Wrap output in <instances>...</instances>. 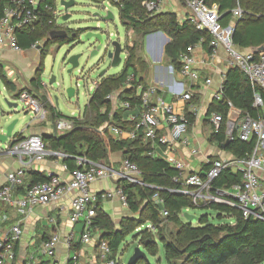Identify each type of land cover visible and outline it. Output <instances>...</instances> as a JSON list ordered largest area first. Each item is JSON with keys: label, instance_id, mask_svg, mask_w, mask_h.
<instances>
[{"label": "built area", "instance_id": "obj_1", "mask_svg": "<svg viewBox=\"0 0 264 264\" xmlns=\"http://www.w3.org/2000/svg\"><path fill=\"white\" fill-rule=\"evenodd\" d=\"M62 1L12 0L4 9L0 18V53L7 48L16 53L23 52L17 37L18 30L30 29L34 32L38 28L48 25H53V30L65 29V27L60 28L57 26V20L60 18L62 20L66 14L70 13V9L65 11ZM65 1L69 2L71 0ZM128 1L100 0L97 3L118 8L121 20L124 23L122 10ZM180 1L187 4L188 13L185 20L193 24L198 31L207 32L211 35L212 39L208 45L209 50L204 47L205 39L202 38L198 44L190 46L180 54L179 68L175 65L166 67L164 75L169 78L168 81L154 80V85L148 86L146 89L142 85L137 87L135 84L137 81L136 76L130 74L119 90L107 96V100L112 107L110 119H113L114 115L122 111V121L135 124L134 129L126 130L116 124L106 123L100 129V132H106L110 138L117 141L123 139L135 140L139 135L150 141L153 148L150 155L166 160L180 172L175 181L186 187L181 193L191 195L193 203L197 207H200V204L205 206L220 204L240 210L244 219L253 217L264 221V98L260 93H255L254 107L262 109L263 113L259 118H253L249 114H243L233 108L231 102L225 100L224 94L226 76L231 69L240 70L248 77L254 88L264 91V47L263 50L244 51L235 45L233 35L236 24L244 15V11L240 7L233 11L234 22L227 27H223L221 24L222 14L218 5L210 6L205 0ZM167 3L168 0H146L142 3V7L145 9L147 17L152 18L167 12ZM104 9L106 16L112 13L107 7H104ZM112 14L114 15V13ZM128 31H130V35H135L134 29L130 28ZM164 36L165 34L162 31L151 32L148 36L151 39L155 38L150 43V48H148L155 62L160 57L163 61L166 47L163 45ZM118 43L121 46V53L124 49L127 52V61L129 48L134 46V41L124 48L120 42ZM39 44V42L35 43L32 48L37 49ZM199 47L207 50L208 56L204 59H199L196 55V50ZM221 51L225 55V67L221 71L219 82L215 85L214 79L207 76L206 70L213 61L218 60ZM100 83L101 80L94 82L90 90L92 94L89 95V104L82 115L58 118L51 122L50 132L29 134L21 139L15 135L12 141L5 145V148H2L3 151L17 159L19 168L8 175L6 183L0 188V203L4 206H17L23 210L32 211L34 208L49 206L68 199L70 222L74 225L80 223L84 225L81 236L83 245H90L95 239L93 225L98 215V205L105 201L117 199L128 206L125 190L122 184H119L127 181L143 185L141 181L143 177L138 165L130 159H123L120 171H116L105 163H94L86 158H77V165L80 169L70 171L67 165H64V170L70 172V179L50 175L48 181L30 184L27 183V175L28 170L32 169L37 163L55 156L60 157V159L67 157L62 152L50 150L44 140V135L47 133L58 136L73 131L76 122L85 119L87 110H90V100L98 90ZM200 85L205 87L215 85L216 90L213 93L212 100L218 103L226 102L231 106L230 110L232 112L230 111L226 120L227 141L231 142L237 139L248 143L254 142L255 146L252 153L244 158L235 157L232 160L222 159L213 163L210 162L209 164L212 166L209 171L192 172L184 175L186 166L185 162L177 156L178 147L190 148L191 155H197L199 149L195 146L192 147L187 137L191 121L186 116L185 111L176 110L174 104L168 102L165 96L170 95L189 103L194 98L192 88ZM41 87L46 88L47 85L41 82ZM135 89V94L129 95L130 98L127 99L126 94ZM17 100L19 105L21 103L38 122L51 121L49 119V108L38 92L25 90ZM192 112L195 115L196 111ZM101 113H105V109H102ZM210 120L214 134H218L225 123L223 114L219 111H213ZM226 168H230L234 172H240L242 174V184L233 186L230 189L214 188V181ZM111 180H116L119 184L113 189L93 191L92 186L94 184ZM19 188L24 189V195L21 198L16 197V190ZM189 188L192 190L190 191ZM153 201L161 207L162 216L164 218L168 217L169 212L164 208V200L159 193L153 196ZM23 234L22 224L17 222L5 238H0V264H13L16 261L15 245L20 242ZM61 241L60 234L55 233L41 245L39 251L43 257L50 259L49 264H58L54 259ZM64 243L71 248L75 243V236L73 234L68 236L65 238ZM97 251L99 261L102 264L117 263L116 260L111 258L112 251L108 241L98 240ZM82 256L81 251H76L73 253L71 260L74 264H97L94 260L83 262ZM26 264H36L35 257L32 256Z\"/></svg>", "mask_w": 264, "mask_h": 264}, {"label": "trees", "instance_id": "obj_2", "mask_svg": "<svg viewBox=\"0 0 264 264\" xmlns=\"http://www.w3.org/2000/svg\"><path fill=\"white\" fill-rule=\"evenodd\" d=\"M99 2L100 0H91ZM146 0H129L122 10V19L124 25L130 30H135V40L138 36H146L148 33L162 31L171 39L165 47V56L170 65L180 67V54L185 52L190 46H194L205 39L204 47L209 50L208 45L211 41V35L207 32L198 31L193 24L185 21L180 24L177 17L170 12H165L148 18L142 3ZM12 0H0V18L4 9ZM210 5H218L222 14L221 24L227 27L235 20L233 11L240 7L244 11L243 17L237 21L233 41L241 50L261 49L264 47V0H205ZM53 25L38 28L34 32L30 29L17 31L19 45L23 50H29L35 43L45 41L42 47L43 65L52 41L49 40V34L53 30ZM86 32L85 29L77 31ZM76 37V38H77ZM75 38L68 37L62 40V43L73 41ZM129 48V57L125 64L122 74L117 76L103 77L98 90L90 100V110L86 112V117L82 121H77L75 129L63 135L45 134L44 140L47 147L53 151H59L67 155L63 159L70 171L80 169L77 165V158H86L94 163L108 164L112 154L120 152L123 159H130L138 165L144 179L143 185L121 182L127 195L128 205L134 214L139 218H124L117 227L110 216L104 211L101 205L97 207V217L94 222V229L99 231L98 240H106L110 243L112 251L111 258L116 260L118 252L125 239L133 234L145 223L151 222L157 230L156 237H148L142 240V246L151 251L152 256L158 255L157 240L162 243L166 264H264V221L250 217L244 219L241 211L220 204L203 205L200 207L209 208L218 212L219 220L225 216L234 218V223H212L209 217L202 216L199 225L194 226L181 219L189 209H195L197 206L193 203V197L183 194L181 191L186 189L175 179L179 177L180 172L173 168L166 160L153 157L151 154L152 143L140 136L135 140L123 139L117 141L108 136L106 132H100V129L106 123H113L126 130H132L135 127L133 123L122 121L123 112L113 116L111 103L107 96L120 89L130 74L137 78L136 85L148 88L146 75L150 69V63L142 56V47L137 43ZM43 70V69H42ZM41 70V71H42ZM36 80L30 82V87L34 92H39L41 86V77L36 75ZM5 89L10 93H16V85L4 79ZM28 90L27 87L16 93L18 98L20 94ZM16 91V92H15ZM135 90L126 94L129 99ZM260 93L264 98V91L254 88L248 77L238 69L228 71L225 84V100L231 102L232 107L241 111L243 114H249L253 118H259L263 113L262 109L254 107L255 93ZM200 97L194 95L189 104L196 105ZM44 101V100H43ZM45 102V101H44ZM46 104V102H45ZM48 107V106H47ZM105 109V113L101 110ZM231 106L226 102H213L210 112L219 111L225 118V123L218 134H213V140L218 142L219 146L228 143L226 139V120L230 114ZM51 122L63 116L56 107L50 106ZM186 116L191 121V126L195 123V115L189 109L185 111ZM191 128V127H190ZM23 134L17 135L21 139ZM254 142L248 143L235 139L228 143L225 150L236 158H244L252 153ZM213 163V161H212ZM211 164L205 165L203 171H209ZM53 175V174H51ZM49 176L42 173H32L30 184L48 181ZM242 184V174L234 172L230 168L224 169L220 176L214 181L216 189H230L233 186ZM191 191L192 189L189 188ZM159 193L164 200V208L169 212V216L164 218L161 214V207L153 201V196ZM173 223L178 230L176 232L169 229V224ZM18 243L15 245V254L17 261ZM13 264H16L17 262ZM43 262L41 264H49ZM69 264H74L70 259ZM136 264H152L148 259H140Z\"/></svg>", "mask_w": 264, "mask_h": 264}, {"label": "rangeland", "instance_id": "obj_3", "mask_svg": "<svg viewBox=\"0 0 264 264\" xmlns=\"http://www.w3.org/2000/svg\"><path fill=\"white\" fill-rule=\"evenodd\" d=\"M76 5L70 9V14L72 15L69 21L64 23L61 18L57 20V26L63 28L65 26L69 27L72 30H82V29H91L96 32H100L103 37V46L99 51V54L91 57L92 51L97 49L101 44L100 41L92 39L90 42L85 41V33H79L78 37L73 41H67L62 43L61 41L52 42L50 44L48 54L45 58L43 65V55L42 48L34 49L33 52H36V55L39 56V62L36 67V75L39 74L41 77V82L46 84L47 87L39 86V95H42L43 100L46 102L48 108L54 106L57 110L65 117H73L85 112L86 106L89 104V95L94 82H99L101 80V73L106 71V76H117L123 73L125 69V63L127 58V52L124 51L121 53L122 62L118 66L112 65V60L108 56L110 50H114L112 43L118 41L121 43L123 48L134 41L135 35H130V31L123 24L119 9L107 4L101 5V3H96L91 0H74ZM104 7H107L115 15L114 20L105 21L102 18L106 16V11ZM167 13H173L180 24H183L186 20V14L188 13L187 4L184 1L174 0V3H167ZM98 14V16H95ZM167 35L166 33H164ZM148 33L146 36L140 35L136 38L135 43L139 47H142L141 54L142 56L150 63L149 72L146 75V82L149 86L154 85V69L152 67H167L170 65L167 57L164 55L163 61H154L153 56L149 53L150 43L153 39L149 38ZM112 43H111V42ZM45 41H41L38 45L44 48ZM162 44V40L160 39ZM109 47V48H107ZM74 54H83V57L80 59V67L75 69L71 74L68 72L71 66L66 65L65 58L68 55V58ZM21 55L27 59V67L30 66L32 56L30 55V50H24ZM7 64H2L0 62V120L2 124L7 122L17 120L18 123L15 127L14 134L19 135L23 134L24 136L29 134H40L42 131H51L52 128L51 121L38 122L37 119H34V116L31 115L20 103L17 108H10L8 106L7 100L11 103L19 104L16 97V93L24 89L26 86L22 82V77L30 79V76L27 72H24L22 65L23 64L18 58L9 56V61ZM43 69V70H42ZM42 70V71H41ZM33 73V74H35ZM56 77V82L50 84L51 77ZM4 79L14 83L17 87L16 93H10L5 89L3 84ZM77 84L79 87L77 88ZM69 87H74L77 90V93L73 98H69L67 94V89ZM56 98L58 100V106L56 105ZM50 119V118H49ZM214 132L213 127L208 128V133ZM1 147V145H0ZM1 148H5L2 146ZM114 154H123L116 152ZM113 155V154H112ZM112 157V156H111ZM131 213V217L138 219L139 215L134 214L129 205L126 206ZM187 212L196 216L200 219L202 216H208L212 223H234V218L225 216L222 220L218 218V212L203 207H197L195 209H189ZM181 219L190 223L194 226L199 225V220H194L192 222L187 221L184 218V214L181 215ZM169 229L176 232L178 228L173 224H169ZM96 235V234H95ZM158 235L157 230L153 227L151 222L145 223L142 227L137 229L130 235L127 239L124 240L123 245L121 246L116 259V264H127L130 258L134 255L135 250L140 247L147 255L148 260L152 264H166L163 245L156 238V243L158 246V255L152 256L151 251L146 250L142 246V240H145L148 237H156ZM18 261V260H17Z\"/></svg>", "mask_w": 264, "mask_h": 264}, {"label": "crops", "instance_id": "obj_4", "mask_svg": "<svg viewBox=\"0 0 264 264\" xmlns=\"http://www.w3.org/2000/svg\"><path fill=\"white\" fill-rule=\"evenodd\" d=\"M169 3H174V0H168ZM32 59L31 64L27 67V59L21 53H16L7 48L0 53V62L7 64L9 56L18 58L23 64V71L27 72L30 78L33 76L36 69L39 56L36 52H33V48L29 49ZM27 50V51H29ZM253 49H244L249 51ZM24 51V50H23ZM196 55L199 59L207 57V50L203 48H197ZM225 67V55L221 51L217 61H213L206 74L214 79L215 85L220 80L221 71ZM154 69L153 80L168 81L169 78L164 75L166 67H152ZM106 77V76H105ZM215 85L213 87L205 86H192V92L194 95L200 97L196 105H191L182 99H176L170 95H166L168 102L174 104L176 110L184 112L189 107L191 111L195 112V123L188 131L187 137L191 142V146H195L199 149L197 155L190 154V148L179 146L177 149V156L185 162L184 175L192 172H205L203 167L209 165L210 162L219 161L222 159L232 160L235 157L227 152L223 147L219 146L218 142L213 140V133L209 135L208 128L213 127L211 124V106L213 104V93L216 90ZM232 112V111H231ZM166 130V129H164ZM47 131H42L43 134ZM15 136V134H14ZM24 136V135H23ZM81 158V157H78ZM123 157L121 154H113L108 160V166L116 171H120L122 167ZM78 164V163H77ZM64 162L60 157H53L47 159L44 162L37 163L32 169L28 170L27 183L32 181V173H42L50 176L51 174L60 176L64 179H70L71 175L69 171L64 170ZM19 168L17 159L6 153L0 148V188L6 183L9 174L13 173ZM119 183L116 180L99 182L92 186L93 191L99 192L104 189H113ZM24 195V189L19 188L16 190V197L21 198ZM104 211L110 216L114 224L118 227L124 218L131 217L130 210L126 205L122 204L119 200L105 201L101 204ZM69 200L65 199L59 203H55L49 206H40L34 208L32 211L23 210L17 206L10 207L4 206L0 203V238H5L12 230V227L20 222L24 230V234L20 242L18 243L17 250V263L26 264L27 261L34 256L36 264L43 262H50V259L43 257L40 253L41 245L53 234L59 233L61 236V243L58 246L57 254L54 259L58 264H67L76 251H81L82 261L89 260L96 261L97 264H102L99 261L97 242L99 238V231L94 229L95 239L90 245H83L81 243V236L83 233V224H72L69 220ZM75 236V243L69 248L64 240L70 235ZM119 259V258H118Z\"/></svg>", "mask_w": 264, "mask_h": 264}, {"label": "water", "instance_id": "obj_5", "mask_svg": "<svg viewBox=\"0 0 264 264\" xmlns=\"http://www.w3.org/2000/svg\"><path fill=\"white\" fill-rule=\"evenodd\" d=\"M62 4L65 6V11H69V9H71L73 6L76 5L74 0H71L69 2H66L65 0L62 1ZM71 14L68 13L66 14L63 18L62 21L67 22L69 21V19L71 18ZM95 16H98V14H95ZM105 21H110L114 19V15L112 13H109L108 16H105L102 18ZM86 33H85V41L88 43L90 42L92 39H96L97 41H100L101 44L99 45V47L97 49H95L94 51H92L91 53V57H94L96 55L99 54V51L102 49L103 46V37L102 34L100 32H96L93 31L91 29H85ZM68 32L66 29H61V30H52L49 34V40L52 42H57V41H62L65 39H68ZM77 34H73L71 36V38H76ZM111 42V41H110ZM171 42V39L165 35L164 36V46H166L168 43ZM112 43V42H111ZM114 46V50H110L108 52V56L109 58L112 60V65L113 66H118L121 63V58H120V53H121V46L120 44L116 41L114 43H112ZM39 49L42 48L41 46L38 47ZM109 48V47H107ZM261 50H263V47L261 48ZM67 58H65L66 61V65L71 66V68L69 69V73L71 74L75 69L80 67V59L83 57V54H74L71 55L68 58V55L66 56ZM157 61H161V57L158 58ZM106 75V71L102 72L100 77H104ZM22 82L24 83V85L28 88V90H30L31 92H34V90L29 86L30 82L33 81V78L27 79L24 77H22ZM56 82V77L52 76L51 80H50V84H54ZM67 94L69 98H73L76 94V89L74 87H69L67 89ZM8 106L10 108H17L19 106V104L17 103H11L7 100ZM56 105L58 106V100L56 98ZM18 121H11V122H7L6 124H2V121L0 120V145L1 146H5L7 144H9L13 137H14V131H15V127L17 125ZM229 143V142H228ZM227 144L223 145L222 147L225 149L227 147ZM142 183L144 184V179L141 178ZM184 218L187 221H194V220H198V218L192 214H190L189 212H185L184 213ZM148 259L146 253L140 248L138 247L135 252L134 255L130 258V260L128 261L127 264H136L140 259Z\"/></svg>", "mask_w": 264, "mask_h": 264}, {"label": "flooded vegetation", "instance_id": "obj_6", "mask_svg": "<svg viewBox=\"0 0 264 264\" xmlns=\"http://www.w3.org/2000/svg\"><path fill=\"white\" fill-rule=\"evenodd\" d=\"M65 29L67 30L68 32V37H71L73 34H77L78 32L76 30H72L70 29L69 27L65 26ZM36 69L34 70V73H35ZM36 74V73H35ZM35 74H33V76L31 78H33V80H36V76Z\"/></svg>", "mask_w": 264, "mask_h": 264}]
</instances>
